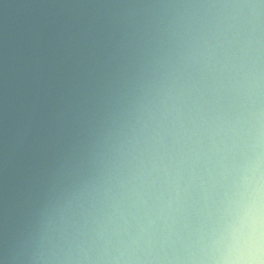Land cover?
<instances>
[{"label": "clouds", "instance_id": "clouds-1", "mask_svg": "<svg viewBox=\"0 0 264 264\" xmlns=\"http://www.w3.org/2000/svg\"><path fill=\"white\" fill-rule=\"evenodd\" d=\"M0 264H264V0H0Z\"/></svg>", "mask_w": 264, "mask_h": 264}]
</instances>
